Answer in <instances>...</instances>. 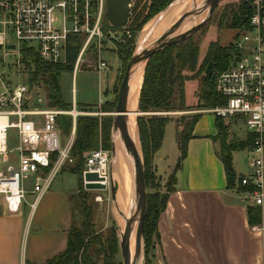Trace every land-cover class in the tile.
Listing matches in <instances>:
<instances>
[{
    "label": "built area",
    "instance_id": "obj_1",
    "mask_svg": "<svg viewBox=\"0 0 264 264\" xmlns=\"http://www.w3.org/2000/svg\"><path fill=\"white\" fill-rule=\"evenodd\" d=\"M250 14L249 30L239 32L233 41L234 54L229 65L211 73L215 94L224 105L208 112L230 127H241L245 137H252L247 151L248 175L240 178L242 187L252 188L245 196L255 206L264 205V0H246ZM104 0H0V53L12 51L20 63L22 47L34 50L47 64H64L70 39H75L78 52L73 74L88 64L100 73L107 69L102 59ZM87 55L94 58L85 59ZM91 61V62H89ZM0 197L9 214H17L28 193L34 195L29 204L33 212L40 199L49 192L57 174L74 165L70 150L75 134L74 101L70 111L48 106L46 95L29 84L14 87L0 85ZM166 116L168 114H150ZM72 118L69 138L62 140L56 120ZM95 116L101 117L102 113ZM91 117V116H89ZM14 130L18 147L8 149L7 132ZM245 139V138H244ZM243 139V140H244ZM81 183L105 186L109 180L110 152L101 148L83 155ZM87 176H93L88 180ZM32 178V189L26 181Z\"/></svg>",
    "mask_w": 264,
    "mask_h": 264
},
{
    "label": "trees",
    "instance_id": "obj_2",
    "mask_svg": "<svg viewBox=\"0 0 264 264\" xmlns=\"http://www.w3.org/2000/svg\"><path fill=\"white\" fill-rule=\"evenodd\" d=\"M148 1V2H147ZM173 0H146L140 7L136 1L131 9L129 29L131 37L125 40L123 46H119L118 59L121 62L122 73L119 85L123 77L125 66L129 61L134 48L133 38L139 33L146 22L166 9ZM250 14V8L246 0H242L235 12L225 9L219 18V26L227 23L228 28L239 32L249 30V22L246 16ZM107 28H111L105 24ZM104 29V28H103ZM116 29V28H111ZM238 36L235 37V39ZM234 39V40H235ZM71 46L67 48V56L64 64H47L42 62L34 50L22 47L20 63L28 71V83L32 87L42 84L46 88L48 106L59 111H70L71 104H66L61 96L59 79L62 73H73V65L78 52V44L75 39H70ZM233 44L223 47L218 42L208 44L204 59L198 64L199 48L190 37L186 41L168 47L151 57L146 63L141 88L138 97L137 110L142 115L136 118L138 140L140 144L145 175L146 187V216L143 225V240L146 264H151L149 259L152 250L153 238L158 242L157 224L160 215L164 212L168 195L173 191L175 184L174 173L166 182V192L159 193L160 187L155 184L158 178L153 167V158L161 148L166 126L171 119L158 115L172 112H185L184 84L189 79L185 72L193 73V77H201V89L199 94V109H213L224 105V100L214 92L211 73L224 70L230 63L234 54ZM117 88V87H116ZM119 89V87H118ZM115 91V88H114ZM115 94V93H114ZM105 104L103 110L113 112L117 102ZM186 119V121H185ZM181 119L183 127L179 133L178 158L175 172L179 170L186 157L187 143L191 139V132L199 120V115ZM179 123V122H177ZM57 128L63 140L69 138L72 130V118L60 116L56 120ZM217 131L216 140L219 144V160L224 168L227 189L240 193L251 192L252 188L242 187L240 178L232 168V154L234 152L250 151L252 149V137L247 135L244 140L229 136V126L220 119H215ZM111 119L100 120L98 117L79 116L75 122V134L73 138L70 156L74 165L63 170L75 175L78 179L77 194L70 198L73 218L77 213L81 217L80 225L74 221L67 233V245L65 251L47 261L46 264H121L117 256L119 254L118 238L115 229H109L103 238L98 235L93 225L92 207L88 203L89 196L83 192L81 174L83 171V155L97 150L99 142L104 151L110 152ZM159 179V178H158ZM160 180V179H159ZM248 224L251 227L260 226L262 223L259 207L247 210Z\"/></svg>",
    "mask_w": 264,
    "mask_h": 264
},
{
    "label": "crops",
    "instance_id": "obj_3",
    "mask_svg": "<svg viewBox=\"0 0 264 264\" xmlns=\"http://www.w3.org/2000/svg\"><path fill=\"white\" fill-rule=\"evenodd\" d=\"M203 59L198 58V64ZM118 62L119 67L110 87L104 85L103 91H100L103 99L98 104L83 106L82 110H77L75 104L80 116L97 117L95 114L100 112L102 103H114V88L121 70L119 59ZM75 75L71 74L72 82ZM191 82L195 83L196 80L184 84V102L189 109L180 114L191 117L199 115V120L187 143L186 157L175 172L180 156L178 140L182 128L171 120L166 126L161 148L153 158L155 175L159 179H168L174 173L175 184L158 220V242L153 249L156 255L151 257V261H154L153 264H264V219L260 226H249L247 210L257 206L246 198L245 193L227 189L224 168L218 156L215 118L208 112L210 109H199V101L195 102V99H199L201 81L199 87L196 83L194 102L189 103L186 99L185 87ZM93 106L99 112H83L93 110L90 108ZM170 126H174L171 159L170 155L160 154ZM231 129L234 130V127H230V133ZM234 153L233 171L237 177H244L238 172ZM76 194L77 187L74 192L61 195L59 199H55L53 194H45L40 199L38 204L41 207L37 211L39 220L33 227L35 232L25 255L22 253V241L30 216L29 202L25 201L14 215L6 211L3 203L0 204V264H46L61 255L66 249L67 233L74 220L70 198ZM46 195L49 196L48 201L44 199ZM42 219H51V223L47 225Z\"/></svg>",
    "mask_w": 264,
    "mask_h": 264
},
{
    "label": "rangeland",
    "instance_id": "obj_4",
    "mask_svg": "<svg viewBox=\"0 0 264 264\" xmlns=\"http://www.w3.org/2000/svg\"><path fill=\"white\" fill-rule=\"evenodd\" d=\"M136 1L140 2V7L145 5L146 3L145 2L146 0H131V6H130L131 9ZM241 1L242 0H222L219 3L217 9L215 10L214 14L212 15L207 25L203 29L194 33L191 36L194 43L198 45L199 58H203L205 56L208 44L210 42L216 41L218 42L219 45L223 47H226L229 44L233 43L238 33L236 31L229 29L227 26L228 24L225 22L222 26H219V18L225 9H227V11L235 12ZM156 16H154L151 20L146 22L145 25L153 21L156 18ZM128 25H129V22L126 26L119 27L116 29H111V28H107L106 26H104V29H103L104 41H103L102 59L107 64L106 70L97 74L96 72L91 70L92 68H88L87 66L88 64L85 63L84 66H82V68H80L76 72L73 82L71 81V73H62L60 75V79H59L60 92H61L62 99L66 104H71V102L74 101V103L77 104L76 105L77 110H82L83 106L89 107L90 105L98 104L99 103L98 101L103 99V95L100 94L101 93L100 91L101 90L103 91L104 85H108V88L110 87L111 80L114 74L116 73V69L119 67V62L117 59L119 46H123L125 40H129L131 37L130 29L128 28L129 27ZM141 31L137 33L135 37L133 38V41H134L133 48L134 49L136 47L137 40L140 36ZM71 45L72 43L69 46ZM89 58H94V56L87 55L85 57V59L87 60H89ZM121 73H122V68L120 70V74ZM105 74H107V76H104ZM120 74L117 77L118 81L115 86L114 102L116 101V90H118V87H119ZM184 75L187 76L189 80H193V81L196 80L195 83L194 82L188 83L185 87L186 99L189 101V103H192L194 102V93L196 92V85L198 84V87L200 86L199 84L201 81V77L192 78L194 74L189 73V72H186V74ZM1 83L7 88L14 87L19 84H27V85L29 84L28 83V71L22 66L21 63L17 64V59L16 57L12 56V51L6 50L4 54L0 53V85ZM34 88L39 90L41 95H46V88L42 84L34 85ZM198 101L199 99L198 100L195 99L196 103H198ZM104 105L105 104L102 103L101 106L99 107L101 109L100 112L98 110H95L96 107L94 106L90 107L93 110L88 109L83 112H87V114H92L94 111H98L99 113L103 114V116L98 117V119L100 120L112 119V116L110 114L113 112H106L105 110H103ZM77 112H80V111H77ZM180 113L181 112H178V111L172 112L166 115V117L170 118L172 121L174 120L176 122H179V127H183L184 125L183 123H181V119H185V118L188 119L191 116H186L184 114L182 115ZM137 117L139 116H136V118ZM159 117H162V116H159ZM173 129H174V126H170L169 134H168L165 146L162 152L160 153L161 155H164V154L168 156L170 155V159H171V153L173 152L172 151ZM237 129L235 127H234L235 131L231 129L232 131L231 133L229 132V136L233 138H237L239 140H243L245 138L244 137L245 132L243 131L241 127L239 128L237 127ZM7 144H8V149L11 151H13L14 149L18 147V139L16 136V132L14 130H9L7 132ZM101 146L102 144L99 142V148L102 149ZM14 152L15 151H13L12 153L13 156L16 155V153ZM251 156L252 155L249 154L247 151L234 153V160L237 163V169H238L239 174H242L245 176L248 175L247 173L248 166L246 165V163H247V160L251 158ZM111 169H112V166L109 165V180L105 186L103 185L105 189L103 190L97 189V190H89V191H84L83 189V192L88 194L89 196L88 203L92 207V217H93V225L95 227V231L98 235L102 236L103 238L106 236L107 231L109 229H115L117 238L119 236V227H118L119 225L117 223L118 221H117V216L115 213L116 207L111 199L110 184L112 183L116 191V194H117V199L119 200V203L122 206V200L120 199L119 192H118L119 185L121 187V184H120L121 176H119L116 179L119 183L118 184L117 181L111 178L112 176H110ZM123 169L125 170V167H123ZM124 172L126 173L127 169ZM122 174L123 173H121V175ZM77 182H78V179L75 175L69 174L65 170H61L57 174L55 179L53 180L50 190L47 193V195L53 194V196L55 195L54 196L55 199H59L61 195H66V194H70L74 192L77 187ZM166 182H167V178L160 179V180L157 178L155 180V184H157L160 187L159 193L164 194L166 192V187H165ZM32 184H33L32 178L30 177L26 181L27 191H31ZM48 197L44 199L48 201L49 199ZM33 199H34V195H31L30 193H28L25 197V201H28L29 204L32 203ZM2 203L3 201H2V198L0 197V204ZM40 207L41 205L38 204L36 209L33 212H31V210L28 209L30 216H29V219H27V222L25 225V232H24L23 241H22V253L24 255L26 254V250L29 246L32 236L34 235L35 231L33 227L37 223V220H39L37 219L38 217L37 211L40 209ZM52 207H53V204H52ZM259 209L261 212V219H264V205L262 207H259ZM47 215L48 214H46L45 216ZM42 220H44L47 225L51 223V219H42ZM73 221L75 225L78 226L81 223V217L76 213ZM155 246H157V241L153 238L152 250L150 251V254H149V259H150L151 264H153L154 262V261L153 262L151 261V257L153 258V256L156 255L153 250ZM117 259L121 263V258L119 254L117 256Z\"/></svg>",
    "mask_w": 264,
    "mask_h": 264
},
{
    "label": "water",
    "instance_id": "obj_5",
    "mask_svg": "<svg viewBox=\"0 0 264 264\" xmlns=\"http://www.w3.org/2000/svg\"><path fill=\"white\" fill-rule=\"evenodd\" d=\"M183 0H173L165 10L160 12L156 18L155 23L146 34V41L155 31L156 27L161 22L164 15L168 12L169 8L176 2ZM189 1V7L179 19L173 23L162 35L155 40L151 41L144 48L135 47L129 61L125 66L122 80L119 85L117 102L114 108L111 119L110 129V163L112 166L117 161V152L115 143L119 140L122 149L127 155L129 162V169L131 175L132 194L127 209V213L123 215L119 210L117 204V194L112 185L110 184L111 199L118 210L119 215L124 220L122 229H119L118 236V249L119 256L121 258V264H146L145 252H144V240H143V225L146 216V187H145V173L144 164L138 140V132L136 127V118L134 119V127L137 134V145L131 138L129 133V119H128V108L127 99L130 89V82L132 75L142 67L143 71L146 63L149 59L159 52L167 49L170 46L179 44L189 39L194 33L203 29L210 21L212 15L217 9L219 3L222 0H184ZM105 12L104 20L106 24L111 28L124 27L128 24L131 18V0H104ZM202 17L200 22L191 26L188 30L176 34L181 26L189 19L196 17ZM143 30V29H142ZM142 32V31H141ZM142 115L137 111L135 116ZM112 171V169H111ZM111 176V175H110ZM93 176H87L88 180H93ZM111 181V180H110ZM87 190H103L104 186L100 185H88ZM135 226V247L134 254L131 257L130 252V240L131 233Z\"/></svg>",
    "mask_w": 264,
    "mask_h": 264
},
{
    "label": "bare ground",
    "instance_id": "obj_6",
    "mask_svg": "<svg viewBox=\"0 0 264 264\" xmlns=\"http://www.w3.org/2000/svg\"><path fill=\"white\" fill-rule=\"evenodd\" d=\"M201 0H197V2H200ZM189 1H179L174 3L168 10V12L164 15L162 18L161 22L159 25L156 27L155 31L152 33V35L146 39V34L149 32L151 27L155 23V19L145 25L143 28L142 32L140 33V36L137 40L136 47L137 48H144L147 46L151 41L155 40L158 38L162 33L166 31L173 23H175L179 17L188 9ZM203 16L201 17H196L195 19L189 18L182 26L181 28L176 32V34L182 33L186 30H188L191 26L194 24L198 23ZM141 83H142V67L139 68L131 77V82H130V89L128 93V99H127V108H128V119H129V133L131 138L135 141V144L137 145V134L136 130L134 127V119L136 118V113H137V104H138V97H139V92L141 88ZM115 148L117 152V161L113 165L112 171H111V178L116 180L119 176H121V187L119 185L118 192H119V197L122 200V206L119 203V200L117 199L119 210L123 215L127 213V209L129 206L131 194H132V184H131V175H130V169H129V162L127 159V155L125 154L124 150L122 149V146L119 142V140L116 141L115 143ZM121 159V160H120ZM121 166V167H120ZM125 167V170L123 169ZM122 168V170H121ZM127 169V174L124 172ZM122 171V172H121ZM121 173H123L121 175ZM117 181V180H116ZM118 183V181H117ZM119 184V183H118ZM117 192V193H118ZM115 213L117 216V223L119 229H122L124 225V220L122 217L119 215L117 208H115ZM134 247H135V226L133 228V231L131 233V240H130V252H131V257L134 254Z\"/></svg>",
    "mask_w": 264,
    "mask_h": 264
}]
</instances>
